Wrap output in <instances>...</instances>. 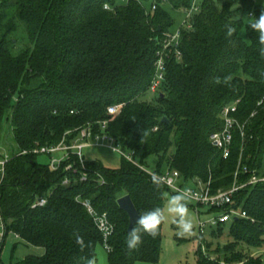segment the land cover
I'll use <instances>...</instances> for the list:
<instances>
[{
	"label": "trees",
	"instance_id": "16d2710c",
	"mask_svg": "<svg viewBox=\"0 0 264 264\" xmlns=\"http://www.w3.org/2000/svg\"><path fill=\"white\" fill-rule=\"evenodd\" d=\"M192 3L0 0V149L7 128L11 135L0 171L1 246L13 232L45 249L17 264H93L99 244L108 246L109 264L158 262L163 224L155 238L143 235L139 247L129 250V215L117 202L129 194L140 214L165 204L170 189L143 168L151 155L158 157L156 172L177 169L182 182L211 181L213 192L234 184L239 164L238 183L253 174L264 178V54L248 27L264 11V0H201L191 27L182 26L181 59L171 54L159 93L144 98L161 41L175 25L166 7L187 11ZM229 27L235 28L232 35ZM236 101L234 115L245 134L235 129L225 158L210 135L223 127V108ZM111 105H121L118 114L109 113ZM87 125L134 153L138 164L123 156L119 169L86 159L84 167L71 152L54 170L52 154L35 152L73 143ZM40 197L47 203L33 208ZM234 200L228 208L247 217L210 227L217 228L211 232L214 251L207 230L199 234L195 264H264V180L247 183ZM85 201L114 224L107 240Z\"/></svg>",
	"mask_w": 264,
	"mask_h": 264
},
{
	"label": "built area",
	"instance_id": "2783aa9c",
	"mask_svg": "<svg viewBox=\"0 0 264 264\" xmlns=\"http://www.w3.org/2000/svg\"><path fill=\"white\" fill-rule=\"evenodd\" d=\"M107 7V6H106ZM155 8V7H154ZM200 11V5L198 0H193L192 6L187 10L188 19L182 24L179 28L170 31L165 34V38L161 41V48L157 51V58L155 61V73L152 79L149 91L153 94L159 93L164 81L166 80L167 73V59L171 57V54L174 53L177 59H181L182 52L180 50L181 36H182V26L191 27L190 17L195 13ZM248 17H253V13L250 12ZM121 105H111L108 107L109 113L115 115L120 111ZM238 101L226 105L221 113L223 120V127L219 130L214 131L210 135L211 143L223 152L225 158L230 156L231 145L234 138V131L236 128L241 130L242 135L244 136L245 124H241L238 118L234 115L237 112ZM107 123L103 122L102 125L105 126ZM106 140H110L115 143L114 139L107 134H94L92 127L87 125L81 128L79 136L71 144H67L65 141L61 142L56 146H45L41 149H36L35 152L52 154L50 159V167L52 169H57L60 164L70 158L71 152L78 155L82 165L85 167V158H84V148L87 146L101 145ZM116 144V143H115ZM115 151H120L124 157L129 161L138 164V161L134 157V153H126L122 148L116 144V147L113 148ZM62 153L59 157H54L56 153ZM1 154H5L3 159L0 158V171L4 172L5 164L9 159V155L5 153L3 149H0ZM71 165L67 167L70 169ZM151 175L155 176L160 180L164 185H166L170 190L175 193V189H191L193 195V201L196 203V211L198 213L199 219V234H204L207 227L217 226L220 223L230 222L235 217H247L245 211H241L236 208H228L235 203L234 195L247 183L253 184L257 183L264 178H260L256 174H253L250 180L247 183H238V176L241 172L240 164L235 172V182L228 189H219L216 192L212 191L211 181L204 183L200 179H194L195 185L193 188H185L184 183L182 182V175L177 169L166 168L161 173L156 172L155 170H148L147 167H143ZM249 170L247 167L243 168V172L246 173ZM82 179H85L84 177ZM70 181L66 179L64 183L68 184ZM183 183V184H182ZM47 203V197H40L32 205L33 208L44 206ZM83 205L88 209L90 215L93 217L97 227L102 232L105 240L113 233L114 224L109 220V217L106 213H98L89 202H83ZM204 206L207 209L213 208L216 212L209 213L212 214L209 219L203 220L201 218L200 207ZM5 234V225L0 213V239L3 238ZM1 246V244H0ZM108 248V246H107Z\"/></svg>",
	"mask_w": 264,
	"mask_h": 264
},
{
	"label": "rangeland",
	"instance_id": "374dc122",
	"mask_svg": "<svg viewBox=\"0 0 264 264\" xmlns=\"http://www.w3.org/2000/svg\"><path fill=\"white\" fill-rule=\"evenodd\" d=\"M200 3L201 0H198ZM168 12L175 19L174 28L172 30L179 28L184 22L188 19L186 10L184 9H175L172 6L166 7ZM246 21L248 17L246 16ZM245 36V32H242ZM155 96L152 92H148L144 98L152 99ZM10 133L8 128L5 130L3 143V150L9 148L10 144ZM116 147V144L110 140H106L101 145H93L84 148V155L87 161L99 162L105 168L109 169H119L123 165V155L120 151H115L113 148ZM62 153H56L53 156L59 157ZM40 161H46V156L40 155ZM158 162V157L151 155L146 159V167L148 170H154ZM166 168V165L163 167ZM195 185L194 181L190 180L184 183L185 188H193ZM174 194L172 190H166L164 193L165 202L170 195ZM189 215L193 222V231L191 235L181 236L178 234V229L175 223L172 222L169 218L165 223H163L162 233V250L160 259L156 263H147V262H137L136 264H195L199 258V244L197 237L199 236V216L196 211V203L191 200L188 204ZM207 208L204 206L200 207L201 218L203 220L209 219L212 214L206 212ZM217 228L208 227L206 230V236L210 240L212 230ZM183 238V240H179ZM2 239H0V244ZM209 240V241H210ZM214 244L212 245L211 251H214L218 247L217 240H213ZM45 249L43 247L33 246L27 244L21 238H19L13 232L8 233L4 240V244L0 246V259L3 264H17L21 262L26 256L34 255H43ZM96 260L93 264H109L108 260V250L105 244H99L96 251Z\"/></svg>",
	"mask_w": 264,
	"mask_h": 264
},
{
	"label": "clouds",
	"instance_id": "9594fccd",
	"mask_svg": "<svg viewBox=\"0 0 264 264\" xmlns=\"http://www.w3.org/2000/svg\"><path fill=\"white\" fill-rule=\"evenodd\" d=\"M248 27L258 34V42L262 46V54H264V11H261L258 18L254 16ZM234 32L235 28H228L229 35ZM193 195L191 189L177 188L162 207L146 210L140 214L135 226L131 228L125 239L127 248L129 250L138 248L142 243L143 235L155 238L159 234L160 226L169 218L176 224L179 235H191L194 225L189 215L188 204L193 199ZM80 239L77 237V240Z\"/></svg>",
	"mask_w": 264,
	"mask_h": 264
},
{
	"label": "water",
	"instance_id": "95a60500",
	"mask_svg": "<svg viewBox=\"0 0 264 264\" xmlns=\"http://www.w3.org/2000/svg\"><path fill=\"white\" fill-rule=\"evenodd\" d=\"M165 120V119H164ZM118 205L119 207L126 211L129 215V231L131 228L136 224V220L138 216L140 215L132 197L129 194H126L118 199Z\"/></svg>",
	"mask_w": 264,
	"mask_h": 264
},
{
	"label": "crops",
	"instance_id": "0c3cea01",
	"mask_svg": "<svg viewBox=\"0 0 264 264\" xmlns=\"http://www.w3.org/2000/svg\"><path fill=\"white\" fill-rule=\"evenodd\" d=\"M88 147V146H87ZM2 240L1 241H3V238H1ZM2 244V243H1Z\"/></svg>",
	"mask_w": 264,
	"mask_h": 264
}]
</instances>
